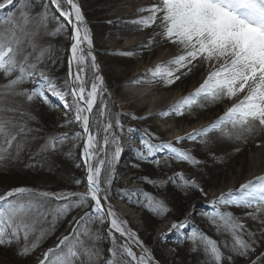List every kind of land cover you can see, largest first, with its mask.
<instances>
[{"label":"snow or ice","instance_id":"6c2138e0","mask_svg":"<svg viewBox=\"0 0 264 264\" xmlns=\"http://www.w3.org/2000/svg\"><path fill=\"white\" fill-rule=\"evenodd\" d=\"M35 4L36 0L0 2V74L6 78V83L0 86V165L9 160H21L27 153L31 161L27 167H42L47 154L61 153L64 141L82 139L86 176L74 182L77 186L83 183L86 191L49 193L16 187L0 192V246L21 244L17 255H32L51 230L38 227L42 221L54 212V224L57 218L75 208L82 214L74 218V227L43 254L38 264H160L110 203L121 155L120 137L125 129L119 113L113 114L105 99L110 94L99 74L93 37L82 7L78 0H46L42 11L36 12ZM49 4L54 6V12L49 11ZM139 11L148 15L134 23L156 30L143 48L150 51L154 45L167 43L181 50V54L170 61L149 70V83L159 81L171 86L194 69H207L194 91L160 115L184 116L194 108L220 106L225 102L230 105L213 122L176 137V144L198 140L207 145L215 137L237 142L235 150L239 151V144L264 135V0H154L151 6ZM52 20H56L57 25L49 30ZM69 26L68 75L60 82L54 68L50 67L59 62L60 57L53 55L52 45L41 46L37 38L41 31L49 36H60ZM123 54L134 55L131 51ZM89 72L94 78H89ZM141 82V78L133 81ZM25 84L32 87H22ZM9 96L22 97L29 104L39 101L50 107H54L50 97H56L63 102L67 113L73 114L83 135L61 133L43 138L32 135L36 130L22 120L26 112L21 105L7 103ZM131 118L139 117L132 115ZM71 123L60 127H69ZM136 131L133 127L127 128L129 133ZM146 135L160 140L154 134ZM38 139L43 142L33 150L32 143ZM152 139H143V150H135L139 160L167 151L176 160L193 166L201 163L191 151L176 147L171 141L154 143ZM66 155L71 157L72 152ZM140 179L158 186L180 181L177 186L182 190L192 189L207 196L196 179L186 178L182 172L169 177L168 181ZM138 195L144 196L147 201L144 206L158 217L171 212L163 199L141 189H121V198L142 205L143 202L136 199ZM53 200L61 202L54 210L48 207ZM220 205L239 208L257 227L247 226L231 211H221ZM209 206L213 211L196 213L194 206L193 212L204 215L218 234H230L232 243L221 244L193 225L186 235L190 251L200 253L205 264H239L240 261L264 264V174L222 193L211 200ZM105 223L109 225L111 247L107 250L109 258L102 259L98 244L104 230L93 225ZM190 224L188 217L177 218L160 239L166 240L168 235L188 229ZM117 234L123 243H117ZM132 244L140 248L141 254L133 250Z\"/></svg>","mask_w":264,"mask_h":264},{"label":"rangeland","instance_id":"374dc122","mask_svg":"<svg viewBox=\"0 0 264 264\" xmlns=\"http://www.w3.org/2000/svg\"><path fill=\"white\" fill-rule=\"evenodd\" d=\"M150 6L154 0H145ZM2 2V0H0ZM46 0H36L34 10L42 11V4ZM80 3L85 15L87 26L91 30L94 43V52L96 60L99 64V74L103 76L104 86L108 96L105 97L109 108L113 114L119 113V118L124 125L125 131L120 137L121 155L119 162L116 165V180L111 193L110 201L114 210L127 221V227L134 231L144 242V245L151 250L152 255L160 264H205L200 253H192L190 251V242L187 241L186 235L190 234L191 227L194 225L204 231L208 236L217 239L221 244L227 242L232 243L230 234L217 233L215 228L207 221L204 215H195L193 207L195 206L196 213H207L213 211L209 206V202L222 193L229 190L239 188L240 184L246 182L250 176L251 159L256 155V151L264 150V135L250 138L247 143L239 144V151H236L237 142L222 141L213 137L207 145L197 141L185 140L175 145L176 147L189 150L201 161L197 166H193L187 162H182L173 158L172 154L164 151L157 153L156 156L149 157L147 160L141 161L136 157L135 150H143L142 140L145 138L152 139L146 134H154L160 140L152 139V142H168L176 139L178 136H184L193 132L194 129L201 128L213 122L223 110L228 106V102L220 106H209L204 109L194 108L190 113L184 116L169 115L165 118L163 115H146L149 110L138 111L135 107L125 108L126 103L131 97H124L120 88L126 81L133 76L137 70H142L147 67L150 62L164 52L172 49L170 44L154 45L149 51L143 47H138L133 50H123L121 47H116L115 50H108L96 47V41L102 40L104 36L103 20L100 12H97L95 7L83 5ZM49 11L54 12V6L48 5ZM58 15V13H56ZM57 21L52 20L48 25V29L52 30L56 27ZM154 28H148L146 45L150 38L154 35ZM71 34V26L68 31L60 36H49L43 31L37 38V43L41 46L52 45L53 55L60 57V61L54 66L55 76L60 78V82L68 75L67 58L69 53L66 49L70 45L69 35ZM131 51L134 55H124L123 53ZM205 68L199 70L194 69L192 73L186 77H182L167 90V93H173L174 99L178 101L188 93L194 91L201 77L206 73ZM89 78H94L93 73L89 72ZM6 83V78L0 74V86ZM22 87L30 88L32 85L25 84ZM148 90V89H147ZM165 93V92H164ZM155 96L153 99H157ZM52 105L50 107L39 101L31 104L24 101L22 97H6V102L12 105H21L22 110L26 115L22 120L29 127L36 131L32 133L37 137L43 138L49 135H59L68 133L70 135L80 133L83 135L80 126L74 122L73 114L67 113L61 102L56 97H50ZM71 98L69 97V100ZM130 113L127 116L125 113ZM164 112V111H163ZM135 115L138 119H132ZM44 117H46V120ZM147 117V118H145ZM44 118V119H43ZM129 119V120H128ZM55 122L54 125L51 124ZM48 122V123H47ZM72 122L69 127H60L61 124ZM128 127L137 129L134 133L127 132ZM211 135V134H210ZM132 137V138H129ZM42 139H38L32 143V149L42 143ZM131 146H127V145ZM82 145L83 140L71 139L64 141L61 148V153L47 154V161L42 167L29 168L26 164L30 163L28 154L25 153L21 160H9L0 165V191L16 187H28L33 190L45 191L49 193L65 192H85L86 187L83 183L79 186L75 184V179L84 180L86 175L85 165L82 161ZM72 152V156L68 157L66 153ZM111 149H109L110 153ZM39 159V157H37ZM159 161V164L155 163ZM79 164V167L75 165ZM139 167H135V165ZM138 170V171H137ZM137 171V173H133ZM183 173L185 177H191L198 181L200 186L207 193L205 196L199 191H193L194 199L186 195V198H173V190L179 188L181 182L165 183L163 186L150 184L142 177H148L154 181H168L169 177H174L177 173ZM23 185V186H21ZM121 189L132 191L141 189L158 199H163L171 209V212L164 217H158L148 207L143 195H138L136 199L143 202L142 205H134L129 203L127 199L121 198ZM189 197L191 198L190 201ZM61 202L51 201L48 207L54 210ZM120 209V210H119ZM221 211H231L243 219V222L251 227L256 228L257 224L243 216V212L233 206L220 205ZM128 212L129 216L124 214ZM80 209L73 208L68 214L59 217L53 224L55 213L49 214L41 225L38 227L43 229H51L41 241L40 246L35 252L28 257L17 255V251L21 244H16L12 247L0 246V264H38V261L43 258V254L51 247H54L59 239L66 234H69L70 229L74 227L73 220L78 215H81ZM191 219V224L188 229L168 235L166 240H161L160 237L167 233L171 224L177 218ZM200 221V222H199ZM94 228L103 229L101 232L102 240L98 247L102 254V259L109 258L108 249L111 247L109 233L107 229L109 225H93ZM160 232V235H158ZM123 239L117 234V243H123ZM22 243V242H21ZM133 250L139 255L140 248L135 244L131 245ZM223 250V249H222ZM239 264H245L240 261Z\"/></svg>","mask_w":264,"mask_h":264},{"label":"bare ground","instance_id":"6f19581e","mask_svg":"<svg viewBox=\"0 0 264 264\" xmlns=\"http://www.w3.org/2000/svg\"><path fill=\"white\" fill-rule=\"evenodd\" d=\"M81 2L88 7H95L97 12L101 14L104 36L102 40L96 41V47L108 50H115L116 47H121L123 50H133L142 47L146 42L148 28H143L141 25L134 23L140 17L148 15L146 12L139 11L143 7L150 6L145 0H81ZM171 46L172 49L161 53L147 67L137 70L120 88L124 97H131L125 105L126 109L135 107L138 111L149 110L146 115L155 116L168 110L171 105L178 101V99H174L173 93L166 92L173 85L165 86L159 81L148 82L150 69L181 54L179 48ZM205 75L206 73L201 77L197 86L202 82ZM137 78H141L143 82L133 83ZM155 96L159 97L153 99ZM228 106L230 105L228 104ZM125 114L130 116V113L126 112ZM165 118L167 119L169 116ZM171 142L177 145L175 143L176 139L171 140ZM255 154L250 163L251 174L246 181L264 174V150H257ZM122 212L129 216L128 212ZM158 235H160V232H158Z\"/></svg>","mask_w":264,"mask_h":264},{"label":"trees","instance_id":"16d2710c","mask_svg":"<svg viewBox=\"0 0 264 264\" xmlns=\"http://www.w3.org/2000/svg\"><path fill=\"white\" fill-rule=\"evenodd\" d=\"M45 119H46V117H44ZM43 118V119H44ZM47 120V119H46ZM48 121V120H47ZM48 123V122H47ZM54 121H53V123H51V124H53L54 125ZM138 171V170H137ZM137 171H134L133 173H137ZM21 186H23V185H21ZM174 192H173V198L175 199V198H177V196H178V198H181V197H183V198H186V195H188V194H191V198L192 199H194V193H193V191H188V190H179V188H176V189H174L173 190ZM0 192H4V191H0ZM189 197V200L188 201H190V198ZM200 222V221H199ZM156 258H158L157 256H156ZM26 264H32L31 262H26Z\"/></svg>","mask_w":264,"mask_h":264},{"label":"water","instance_id":"95a60500","mask_svg":"<svg viewBox=\"0 0 264 264\" xmlns=\"http://www.w3.org/2000/svg\"><path fill=\"white\" fill-rule=\"evenodd\" d=\"M86 176V175H85Z\"/></svg>","mask_w":264,"mask_h":264}]
</instances>
